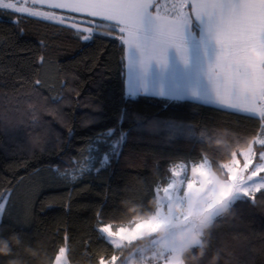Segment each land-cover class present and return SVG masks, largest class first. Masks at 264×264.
I'll list each match as a JSON object with an SVG mask.
<instances>
[{
  "label": "trees",
  "instance_id": "16d2710c",
  "mask_svg": "<svg viewBox=\"0 0 264 264\" xmlns=\"http://www.w3.org/2000/svg\"><path fill=\"white\" fill-rule=\"evenodd\" d=\"M88 26L91 33L0 8V242L10 248L0 264H52L65 242L68 264L124 258L149 237L116 247L98 226L148 219L172 167L206 160L225 178L223 165L241 161L250 142L254 161L264 150L254 143L259 117L126 94L121 34L107 21ZM227 209L204 237V256L189 254L187 264H208L214 253L264 264V190Z\"/></svg>",
  "mask_w": 264,
  "mask_h": 264
},
{
  "label": "snow or ice",
  "instance_id": "6c2138e0",
  "mask_svg": "<svg viewBox=\"0 0 264 264\" xmlns=\"http://www.w3.org/2000/svg\"><path fill=\"white\" fill-rule=\"evenodd\" d=\"M45 5L53 11H42ZM0 8L9 9L19 16L56 21L62 25L70 22L68 26L78 31L81 24L110 22L121 34L123 44L136 47L144 62H161L170 46L175 47L183 58L184 28L191 17L197 20L203 17L206 30L217 47L215 67L209 72V78L221 109L257 116L264 127V0H173L169 7H162L158 0H31L30 5L28 0H0ZM186 8H190V11H186ZM57 9L68 15H57L54 11ZM145 17L150 18V35L142 31ZM18 22L19 17L12 19L13 24ZM83 31L91 33L93 29L86 27ZM82 38L88 40L90 36ZM253 49L259 53V57L251 54ZM258 143L264 145V139L258 140ZM232 155L235 157L237 153L233 152ZM239 155L245 156L243 168L250 171L246 180L228 165H223L229 171L228 178L223 182L215 180L203 163L192 168L201 181L196 187L195 181L188 180L186 193L193 198V202L201 200L206 191L208 196L207 203L191 215L203 217L223 203L233 191L239 190L255 200L256 194L264 190V182L254 183L255 178L264 173V163L253 164V157L257 156L254 144L250 142ZM258 159L264 162V150L259 151ZM236 163L233 160V165ZM172 175L178 176L179 173L172 170ZM172 187L174 184H169L162 190L167 191ZM188 219L186 216L185 220ZM165 223L166 219L157 217L145 219L135 225L127 238L135 239L142 231L156 233ZM97 230L104 233L110 242L126 238L124 228L113 230L110 224H100ZM68 252L69 247L65 242L57 249L53 264H68ZM117 260L116 255H102L97 264H117ZM170 264H178V261L173 259Z\"/></svg>",
  "mask_w": 264,
  "mask_h": 264
},
{
  "label": "crops",
  "instance_id": "0c3cea01",
  "mask_svg": "<svg viewBox=\"0 0 264 264\" xmlns=\"http://www.w3.org/2000/svg\"><path fill=\"white\" fill-rule=\"evenodd\" d=\"M161 1L158 0L160 5L163 4ZM169 6L168 2L165 3V7ZM186 11H190V8H186ZM149 19L145 17L142 24L145 35L151 34ZM183 42V58L175 47L170 46L161 62H144L136 47L123 44L126 94L185 99L221 107L209 78V72L215 67L217 47L206 30L203 17L199 20L194 16L190 18V23L184 28Z\"/></svg>",
  "mask_w": 264,
  "mask_h": 264
},
{
  "label": "rangeland",
  "instance_id": "374dc122",
  "mask_svg": "<svg viewBox=\"0 0 264 264\" xmlns=\"http://www.w3.org/2000/svg\"><path fill=\"white\" fill-rule=\"evenodd\" d=\"M163 4L162 7H165V3L171 5L173 0H162ZM161 1V2H162ZM23 2V0H21ZM29 5L31 4V0H28ZM39 7V6H37ZM42 11H50L47 9H41ZM57 15H64L57 13ZM77 22L79 19L77 18ZM70 23V22H66ZM89 24H81L80 29L89 28ZM88 33V32H86ZM184 43V42H183ZM221 108V107H219ZM229 111H233L231 109H225ZM239 112V111H234ZM242 113V112H240ZM246 114V113H243ZM264 139V127L263 130L256 138L254 139V143L259 144L258 140ZM233 160L237 161L235 165H233ZM245 160V156L241 155V161L238 159L233 158L230 162L226 163L229 167H232L234 172L243 179H247V176L250 175V171L243 168V163ZM205 165L206 168L209 169L210 174L212 177L217 181H225L228 178L229 171L228 168L224 167L225 170V178H220L216 174H214L210 168L209 163L205 160L201 162ZM199 163V164H201ZM264 163L259 161L253 160V164ZM195 166V165H194ZM191 166L188 171H186L184 165L178 164L171 169L179 173L178 176H171L169 184H174V187L168 189L167 191H163L162 188H159L156 191V209L155 212L149 217H157L161 219H166V223L164 226L157 231L156 233L148 234L147 232H140L137 234L135 239H128V235L132 232L135 228L122 226L120 228H124L125 232V239L119 240L117 239L116 242H110L109 238L101 232L106 240H108L111 244L118 247L123 245V243L135 241L140 238L149 237L148 240L143 242L139 245L133 252L125 256L124 258H120L117 260V264H170L182 248L183 243L186 241L187 236L194 230L195 225L193 219L196 218L192 213L201 207L202 204L207 203V196L208 192L202 194V198L199 201L193 202V198L186 193L187 191V181L192 180L196 182V187L199 186V182L201 181V177L195 173H193ZM251 167V166H250ZM254 183H261L264 182V173H260ZM252 185H245V187H251ZM166 187V186H165ZM244 196L239 190L233 191V193L223 201V203L214 207L211 212L208 214L213 218L219 214V206L226 205L228 206L231 202L236 200L237 198ZM7 195L0 199V216L3 209V205L6 201ZM189 217L188 220H185V217ZM148 218V219H149ZM143 221V220H141ZM139 221V222H141ZM178 237H184L185 240H180ZM178 261V264H181V260L175 259ZM53 264V262H52Z\"/></svg>",
  "mask_w": 264,
  "mask_h": 264
},
{
  "label": "clouds",
  "instance_id": "9594fccd",
  "mask_svg": "<svg viewBox=\"0 0 264 264\" xmlns=\"http://www.w3.org/2000/svg\"><path fill=\"white\" fill-rule=\"evenodd\" d=\"M251 54L259 57V53L254 49L251 50ZM227 211V206L222 204L219 206V216L215 218V220L208 213L203 217L194 218L192 222L195 225L194 230L187 236L186 241L182 245L181 251L173 258L183 260L184 264H187L185 257H188L189 254H191L192 257H203L205 249L208 247L204 237L213 230L214 221L219 220V217H222L221 214L226 213ZM12 239L14 243H19L15 237ZM178 239L185 240L184 237H178ZM193 249H195V251H193ZM9 253V245L0 242V256L8 255ZM12 264H14V262H12ZM208 264H232V261L227 257H222L219 253H214L210 257Z\"/></svg>",
  "mask_w": 264,
  "mask_h": 264
}]
</instances>
